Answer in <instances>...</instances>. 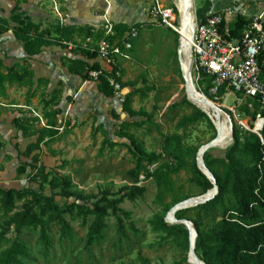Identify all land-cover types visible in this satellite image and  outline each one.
Segmentation results:
<instances>
[{
    "label": "rangeland",
    "instance_id": "obj_1",
    "mask_svg": "<svg viewBox=\"0 0 264 264\" xmlns=\"http://www.w3.org/2000/svg\"><path fill=\"white\" fill-rule=\"evenodd\" d=\"M21 1L24 2L22 7L27 16L55 44L45 48L41 55L31 60L33 62H29V65L40 69L35 72L34 84L30 88L10 86L0 77V103L7 105L0 106V115L6 116L0 123V140L6 143L2 142L4 147L0 151V187L31 188L49 197L55 195V201L61 205L74 201L62 197L61 190L51 192L48 187L41 190L38 184L31 183L28 177L31 170L27 175H18L20 167L32 163V156L24 153L30 143L37 141L36 137L22 140L11 135L9 123L19 116L33 121L28 124L29 127L46 129L48 137L37 152L41 154L39 165H43L53 176L69 180L74 193H83L86 197L106 194L118 198L131 187L145 189L143 196L121 205L124 211L121 216L123 232L119 230L116 218L110 217L102 239L93 245L88 244L92 219L81 215H64L75 233L73 240H62L61 225L52 222L50 237L53 245L49 255H45L37 244V234L24 231L22 236L31 246L29 264H188L189 253L171 245V239L156 231L152 225L162 218L167 223L169 212L176 206L165 207L156 203V185L152 178H147L148 172H154L156 165H149L145 161L140 168L134 146L119 136L122 123H141L140 126H133L130 134L146 155H155L160 159L165 156L168 139L175 135L184 136L185 144L194 147H203L218 136L217 126L215 131L205 120L187 131L179 128L180 121L191 115L192 110L175 106L184 97L187 98L186 84L182 83L173 64V40L163 33L153 35L149 30L166 31L149 25L153 0ZM162 1L167 8H177L178 16L174 15V21L180 24L177 0ZM16 3L17 0L0 1V14L10 19ZM202 3L203 0H194L195 18ZM108 21L115 30L118 26L127 27V31L141 26L133 47L122 50L117 63L123 73L124 100L126 96L136 93L132 108L145 115L130 117L123 111L124 100L119 101L116 97L108 99L98 94V82H82L64 66L66 58L83 59V55L77 52L89 37L86 35L88 31L93 38V47H97L106 36ZM11 28L12 31L0 37V59L3 63L0 73L9 74L11 69L22 64L25 57L21 45L14 38L15 25L11 24ZM67 37L70 40H66ZM71 44L77 45L76 48H71ZM95 61L98 60L91 62ZM190 79L199 92L206 89L207 84L198 81L193 66ZM89 86L91 89H88ZM56 90H60V93L54 94ZM220 103L217 105L224 112H231L229 116L233 126L243 119L241 108L246 101L239 104L235 97H230ZM227 149L213 150L211 155L224 157ZM18 151L21 152L20 157ZM139 172V181L136 182ZM180 179L184 181L185 175H181ZM184 201L185 198L179 204ZM23 204L18 203V207ZM167 224L170 225L169 222ZM8 235H14L12 228L8 229Z\"/></svg>",
    "mask_w": 264,
    "mask_h": 264
},
{
    "label": "trees",
    "instance_id": "obj_2",
    "mask_svg": "<svg viewBox=\"0 0 264 264\" xmlns=\"http://www.w3.org/2000/svg\"><path fill=\"white\" fill-rule=\"evenodd\" d=\"M171 8L177 17V8L175 6ZM203 20H205V16ZM250 22V19L243 16L237 17L229 25L228 31H223L225 37L229 40L240 39ZM11 24L15 25L13 33L16 40L22 44L26 58L22 65H17L10 70L9 74H2L0 77L11 84L28 85L30 82L26 81V78L30 79L34 75L28 65L29 60L41 55L44 49L54 45L55 41L49 39L47 34L40 30L39 25L35 24L21 10L19 3L13 9L10 19L0 15V36L12 31ZM127 30V27L118 26L116 36L110 40L112 42L121 41L125 33L128 32ZM149 30L153 35L163 33L173 40V64L177 67L176 73L184 84L177 53L180 45L179 34L173 30L163 31L155 28ZM86 35L90 36V31ZM66 40H70V38L67 37ZM77 54H82L83 59L66 58L63 62L64 66L73 76L80 77L85 82L92 81L90 73L101 70L99 62H91L97 60V52L80 48ZM259 61L262 68L261 80L264 82V50ZM199 81L201 84H207V87L201 93L193 86L196 92L206 96L219 107L217 103L221 104L220 101L225 97L227 88H220L215 96L210 94L213 78L201 73ZM97 89L106 98H114L113 88L104 74L97 84ZM59 93L60 90L54 91V94ZM135 95L136 93H132L124 100L123 111L130 117L145 115V113H137L133 110L131 104ZM246 102L241 108L242 113L255 119L260 111V104L252 99H248ZM249 104L253 105V111L249 109ZM175 106L188 107L192 110L191 115L180 121V129L187 131L191 126L205 120L215 130L208 115L192 105L186 97ZM225 112L231 115L230 111L225 110ZM31 122L33 121L28 117L14 120L16 128L25 137H37V141L30 144L24 153L27 156H32V163L20 167L17 171L18 175H27L31 170L28 175L31 183L38 184L41 190H45L47 187L51 192L61 190L62 197L67 200L74 199V201L61 205L55 201V195L49 197L43 192L39 193L31 188L5 189L0 187V264H29L32 257L31 246L22 236L24 231L38 235L37 244L45 255H49L53 245L50 237L52 222H58L61 225L62 240H73L75 233L70 223L64 218L65 214H76L92 219L88 234L89 245L102 239L103 232L107 228V220L110 217L116 218L117 226L123 232L121 216L124 211H122L121 205L125 201H135L145 193V189L136 186L124 190V193L118 198L106 194L100 197H86L83 193H74L69 180L53 176L47 172L43 165H39L41 154L37 152L48 136L46 129L29 127L28 124ZM140 125L141 123H122L119 136L134 146L136 150L134 154L140 168L145 161L149 165H156L154 172H148L147 178H152L156 185V203L158 205L175 206L183 198L188 200L201 197L214 189L213 183L199 170L197 165V155L202 146H187L184 136L175 135L168 139L165 156L162 159L155 155L148 156L137 145L129 132L133 126ZM233 131V144L227 149L224 157L212 156V149L204 154L205 165L214 176L218 186L217 196L206 204L181 210L175 216L180 221L188 220L193 223L198 234L195 254L205 264H264V144L261 143L257 135L241 132L236 124ZM215 139L213 137V140ZM3 147L4 144L0 140V151ZM140 174L141 172L136 175V182L139 181ZM183 174L185 180L181 181L180 176ZM20 202H24L22 207H18ZM152 225L156 231L171 239V245L184 253L190 252L191 235L184 225H168L164 218L155 220ZM10 228L14 232L12 236L8 235Z\"/></svg>",
    "mask_w": 264,
    "mask_h": 264
},
{
    "label": "built area",
    "instance_id": "obj_3",
    "mask_svg": "<svg viewBox=\"0 0 264 264\" xmlns=\"http://www.w3.org/2000/svg\"><path fill=\"white\" fill-rule=\"evenodd\" d=\"M235 16L233 10L225 9L208 13L205 20L195 18L192 66L198 81L201 79V73L213 78L210 89L212 95L216 96L220 88L226 87L227 93L223 99L235 97L239 104L252 99L260 104V111L255 119L244 114L243 119L237 121L236 125L241 132L257 135L264 144V82L261 80L262 68L259 61L264 50V9L247 25L240 39L229 40L223 31H228L231 24L229 21ZM150 22L153 26L173 30L181 37V22L179 24L174 21L173 9L167 8L162 0H153ZM106 30V36L96 48L92 45L91 36L79 48L97 52L101 70L91 72L90 78L99 82L104 74L113 88L114 97L123 101L122 72L117 57L122 54V50H130L133 47V41L138 38L140 30L132 27L121 41L115 42L110 40L116 36V30L110 21ZM76 46L70 45L73 49ZM249 109L254 110L252 104H249Z\"/></svg>",
    "mask_w": 264,
    "mask_h": 264
},
{
    "label": "bare ground",
    "instance_id": "obj_4",
    "mask_svg": "<svg viewBox=\"0 0 264 264\" xmlns=\"http://www.w3.org/2000/svg\"><path fill=\"white\" fill-rule=\"evenodd\" d=\"M177 6L180 12V22L182 27L180 58L183 67V72L187 80V94L190 103L199 106L200 109L202 108L215 121V124L217 126L218 136H217V140L215 141V146L212 150L225 151L233 142L230 132V125L228 121L224 118L223 113L219 111V107H217L213 103H210L204 96L196 92V90L192 86V82L190 79L192 73V65H193L192 39L194 35V20H195V15L193 14L194 0H177ZM168 221L170 225H174L176 222V216L173 213L170 214L168 216ZM190 230L193 232L191 226H190ZM195 239H196L195 234L193 232L192 241L194 242ZM194 245L195 242L193 246ZM190 259L195 264H201L200 263L201 260L195 254V249Z\"/></svg>",
    "mask_w": 264,
    "mask_h": 264
},
{
    "label": "crops",
    "instance_id": "obj_5",
    "mask_svg": "<svg viewBox=\"0 0 264 264\" xmlns=\"http://www.w3.org/2000/svg\"><path fill=\"white\" fill-rule=\"evenodd\" d=\"M0 1H3L4 2V0H0ZM19 3V7L21 8V10L23 11V12H25V9L22 7V4L24 3L23 1H21V0H17V3H16V5ZM16 5L14 6V8L16 7ZM13 8V9H14ZM13 9L11 10V13H12V11H13ZM24 9V10H23ZM225 9H231V10H233L235 13H236V16H235V18H233L232 20H230L229 21V23H233L236 19H237V17H239V16H243V17H245V18H247V19H250V20H252L254 17H256V16H258L262 11H263V9H264V0H203V3L201 4V8H200V11H199V15H197L196 16V18L199 20V19H201V18H203L204 16H206L208 13H210V12H221V11H224ZM1 15V14H0ZM2 16V15H1ZM2 17H4V16H2ZM4 18H6V17H4ZM7 19V18H6ZM32 20V19H31ZM149 21V20H148ZM147 21V22H148ZM34 22V21H33ZM150 22V21H149ZM149 25H152L151 24V22L149 23ZM230 25V24H229ZM153 26V25H152ZM154 27V26H153ZM165 30V29H164ZM9 33V32H8ZM8 33H6V34H4V35H2V36H0V37H3V36H5V35H7ZM14 38H15V35H14ZM15 40H16V38H15ZM17 41V40H16ZM17 43L18 44H20L21 45V47H22V50H23V52H24V49H23V46H22V44L21 43H19L18 41H17ZM24 54H25V52H24ZM26 58V54H25V57L22 59V64H23V60ZM34 59V58H33ZM31 60H29V62H30ZM31 62H33V61H31ZM97 62H99V61H97ZM100 63V62H99ZM22 64H19V65H22ZM39 64V63H38ZM37 64V65H38ZM55 64H57V63H55ZM0 65H3V63H2V60L0 59ZM29 65V64H28ZM101 65V64H100ZM30 67H31V69H32V71L34 72V75H33V77L32 78H26L27 80L26 81H29L30 82V84H28V85H20V84H11L10 82H8V81H6V82H8V84L10 85V86H16V87H18V88H21V89H25V88H30V86L32 85V84H34L33 83V81H34V77H35V72H39L40 71V69H39V67H33V66H31V65H29ZM122 70V69H121ZM122 72V71H121ZM2 74H4V75H7L5 72H1L0 73V76L2 75ZM73 76V75H72ZM122 76H123V73H122ZM73 77H76V76H73ZM77 79H80V80H82L80 77H76ZM82 82H85V81H83L82 80ZM86 83V82H85ZM89 83V82H88ZM89 84H92V83H89ZM92 86V85H91ZM91 86H89V88L88 89H91ZM96 89H97V86H96ZM97 92H98V94H100L99 93V91H98V89H97ZM101 95V94H100ZM103 96V95H102ZM0 106H7V105H4V104H2V103H0ZM6 118V116H5V114H2V116L0 115V123L4 120ZM17 118H20L19 116L18 117H15L14 119H13V122H10L9 123V127H10V130H11V135L13 136V137H18V138H20V139H22V140H29V139H32V138H34V137H25L24 135H23V133L22 132H20L17 128H16V126H15V124H14V120L15 119H17ZM1 126V125H0ZM37 129H42V128H37ZM1 130H0V137H1V139H2V135H1ZM36 137V136H35ZM37 138V137H36ZM3 142V141H2ZM4 143V142H3ZM34 143V142H33ZM4 144H6V143H4ZM30 144H32V143H30ZM29 144V145H30ZM20 154H21V152L20 151H18V156L20 157Z\"/></svg>",
    "mask_w": 264,
    "mask_h": 264
},
{
    "label": "water",
    "instance_id": "obj_6",
    "mask_svg": "<svg viewBox=\"0 0 264 264\" xmlns=\"http://www.w3.org/2000/svg\"><path fill=\"white\" fill-rule=\"evenodd\" d=\"M180 44H181V38H180ZM179 62H180V65H181V70H182V76H183V79L185 81V84H186V92H187V80H186V77H185V74L183 72V67H182V63H181V58H180V49H179ZM205 98L210 102V103H213V101H211L210 99H208L206 96ZM187 100L190 102L189 100V97L187 96ZM192 105H194L193 103H191ZM196 108H198L199 110H201L199 107H197L196 105H194ZM202 111V110H201ZM219 111L221 113H223L224 115V118L228 121L229 125H230V132H231V136H232V140H233V134H234V131H233V125L231 123V119H230V116L224 112L221 108H219ZM203 112V111H202ZM205 113V112H204ZM206 114V113H205ZM208 115V114H207ZM208 117L210 118L211 122L213 123V125L216 127L214 121L212 120V118L208 115ZM217 129V128H216ZM217 140V138L215 140H213L212 142H210L209 144L203 146L198 155H197V165H198V168L199 170L213 183L214 185V189L212 191H210L208 194L204 195V196H201V197H194V198H190L182 203H180L179 205H176L168 214V216L170 214H174L176 215L177 212L181 211V210H185V209H190V208H194V207H197L199 205H203V204H206L208 201L214 199L219 190H218V186L216 184V180L214 178V176L212 175V173L207 169L206 165H205V162H204V154L213 149L214 146H215V141ZM168 218H167V223H168ZM174 225H184L190 232V235H191V249H190V252H189V261L188 263L189 264H195L191 261L190 257L192 255V253L194 252V249L196 248V239H197V231L193 225L192 222L188 221V220H177L176 219V222ZM190 226L195 234V245L193 246L194 242L192 241V235H193V232L190 230ZM201 264H205L204 262L200 261Z\"/></svg>",
    "mask_w": 264,
    "mask_h": 264
}]
</instances>
